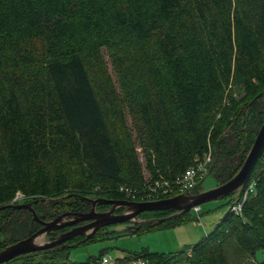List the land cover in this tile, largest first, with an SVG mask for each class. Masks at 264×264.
<instances>
[{"label":"trees","instance_id":"16d2710c","mask_svg":"<svg viewBox=\"0 0 264 264\" xmlns=\"http://www.w3.org/2000/svg\"><path fill=\"white\" fill-rule=\"evenodd\" d=\"M262 96L264 0H0V205L19 192L48 221L86 210L80 197L130 200L121 186L138 194L175 183L209 149V174L226 182L264 121ZM229 195L227 213L196 243L116 261L230 264L232 239L254 256L264 250V149ZM172 212H142L128 228L188 219ZM41 226L28 209H0V250ZM111 226L4 264H99L107 252L77 262L69 251Z\"/></svg>","mask_w":264,"mask_h":264},{"label":"rangeland","instance_id":"374dc122","mask_svg":"<svg viewBox=\"0 0 264 264\" xmlns=\"http://www.w3.org/2000/svg\"><path fill=\"white\" fill-rule=\"evenodd\" d=\"M234 96L240 97L242 95L234 94ZM263 102L264 96L260 98L259 103ZM242 149L243 146L241 145L238 153H240ZM217 185H219V183L215 180L214 175L210 173L197 185L196 190H193V194L215 188ZM236 196L237 195H234V198ZM229 198L230 195L202 202L199 204L198 208L189 210L187 213L188 219L186 221L172 226L166 224L168 220L159 221L155 219L156 222L160 223L154 225L152 228L138 231L129 229V226H133L135 222L140 221L139 218L112 224L109 228V230L113 229V231L111 230V234L107 237H103L101 240L98 239L95 242L72 248L69 251V259L81 262L88 256L98 255L100 251L107 252L111 258H115L118 254L125 255L127 251L140 250L146 247L151 251L168 252L175 248L178 249L185 245L194 244L205 234L209 233L219 218L227 211L230 205ZM20 203L22 202L17 199L12 204ZM177 212L178 211L174 210L171 214L173 215ZM10 237L11 236L5 239ZM48 238L49 235H41L36 239V243L46 242ZM225 251L230 264H261L264 260V250L257 251L254 256L242 254L238 251L235 240L233 239L226 244Z\"/></svg>","mask_w":264,"mask_h":264},{"label":"water","instance_id":"95a60500","mask_svg":"<svg viewBox=\"0 0 264 264\" xmlns=\"http://www.w3.org/2000/svg\"><path fill=\"white\" fill-rule=\"evenodd\" d=\"M257 96H260V94H258ZM263 149L264 121L257 131L251 148L249 149L247 156L245 157L239 170L226 182L217 185L215 188L208 189L196 194H177L160 200L148 202H137L132 200H106L101 198L88 199L85 197V199L90 200L92 203V207L88 212H66L59 214L50 221H42L41 219H39L30 202L0 205V209H5L7 207L15 209H28L31 212L32 220L40 222L42 224L41 228L32 233L30 236L18 240L1 249L0 264L5 263L8 260H11L12 258L24 253L55 247L76 235L84 234L85 237L88 238L100 227L110 224L122 223L129 220H135L136 218H138V215L140 213L145 211L172 209L178 211L177 213H183L185 211H189L195 206H199V204L202 202L226 196L231 192L237 191L246 183L250 170L256 162L257 158L260 156ZM99 201L111 203L112 207L108 211L95 212L94 204ZM116 206L125 207V211L117 214L113 213ZM67 215H72L73 217L68 220H63V218ZM165 218L167 217L159 219V221L165 220ZM87 219L91 221L86 225L75 226L72 229L61 233L59 236H57V238H54L52 240L50 239L42 243H36V239L41 235L48 234L56 229H59L60 227L74 225ZM88 229H91V231L85 233Z\"/></svg>","mask_w":264,"mask_h":264},{"label":"built area","instance_id":"2783aa9c","mask_svg":"<svg viewBox=\"0 0 264 264\" xmlns=\"http://www.w3.org/2000/svg\"><path fill=\"white\" fill-rule=\"evenodd\" d=\"M212 162L213 154L212 150L209 149L201 156L195 157L193 159V162L179 176L175 178V183L154 181V183L149 185L146 190L141 191L138 194H135V191H132L131 189L123 186H121L119 190L123 192L127 197L132 198L130 200H134L137 202L156 201L177 194H193L192 192L195 186H197L198 181H202L209 174ZM249 191H252L251 185L244 192V194L246 195ZM21 198L22 194L17 192L12 199V202ZM194 208H198V206L193 207V209ZM240 208L241 203H237V205L231 206V209L233 210L236 209L239 211ZM116 259L117 257L111 258L109 254H103L101 256V259L99 260V264H149L139 259L124 260L119 262H117Z\"/></svg>","mask_w":264,"mask_h":264},{"label":"flooded vegetation","instance_id":"af4514ba","mask_svg":"<svg viewBox=\"0 0 264 264\" xmlns=\"http://www.w3.org/2000/svg\"><path fill=\"white\" fill-rule=\"evenodd\" d=\"M81 199H84L85 201L83 202V204L85 205V207L87 206V209L86 210H82V209H77V210H63L62 212H59L58 214H57V216L59 215V214H62V213H68V212H78V213H86V212H88L89 210H90V208L92 207V203H91V201L90 200H88V199H99L100 197L99 196H97V197H88V199H85V197H80ZM101 199H103V198H101ZM106 200H112V199H106ZM88 202V205L86 204ZM100 202H104V203H106L107 204V206L108 207H106V208H100L99 207V205H97V204H99ZM112 207V204L111 203H107V202H105V201H99V202H96L95 204H94V210H95V212H104V211H108L110 208ZM25 209V208H24ZM2 210H4V209H2ZM31 213V212H30ZM113 213H119L118 212V206H116L115 208H114V211H113ZM78 216H80V215H78ZM56 217V216H55ZM54 217V218H55ZM73 216L72 215H67L66 217H64L63 218V220H68V219H71ZM52 220V219H51ZM48 221H50V220H48ZM91 220H89V219H87V220H84V221H81V222H79V223H76V224H74V225H71V226H64V227H60L59 229H56V230H54V231H56L57 232V235H54V236H52L50 233H48V234H44V235H49V238H48V240H52V239H54V238H57V236H59L61 233H63V232H65V231H68V230H70V229H72L73 227H75V226H82V225H86L87 223H89ZM117 224V223H116ZM111 225V224H110ZM106 226H108V225H106ZM41 228V227H40ZM99 229V228H98ZM97 229V230H98ZM37 231V230H36ZM54 231H52V232H54ZM91 231V229H88L85 233H87V232H90ZM76 236H85L84 234H80V235H76ZM75 236V237H76Z\"/></svg>","mask_w":264,"mask_h":264},{"label":"crops","instance_id":"0c3cea01","mask_svg":"<svg viewBox=\"0 0 264 264\" xmlns=\"http://www.w3.org/2000/svg\"><path fill=\"white\" fill-rule=\"evenodd\" d=\"M118 255H120V254H118Z\"/></svg>","mask_w":264,"mask_h":264}]
</instances>
